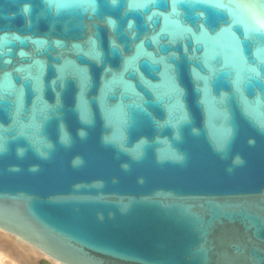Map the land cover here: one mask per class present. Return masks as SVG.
<instances>
[{
  "label": "water",
  "instance_id": "95a60500",
  "mask_svg": "<svg viewBox=\"0 0 264 264\" xmlns=\"http://www.w3.org/2000/svg\"><path fill=\"white\" fill-rule=\"evenodd\" d=\"M0 229L264 264V0H0Z\"/></svg>",
  "mask_w": 264,
  "mask_h": 264
},
{
  "label": "bare ground",
  "instance_id": "6f19581e",
  "mask_svg": "<svg viewBox=\"0 0 264 264\" xmlns=\"http://www.w3.org/2000/svg\"><path fill=\"white\" fill-rule=\"evenodd\" d=\"M0 264H66L35 245L0 229Z\"/></svg>",
  "mask_w": 264,
  "mask_h": 264
}]
</instances>
